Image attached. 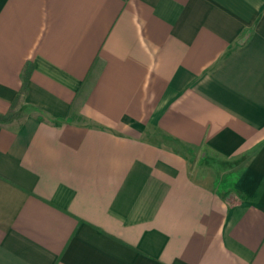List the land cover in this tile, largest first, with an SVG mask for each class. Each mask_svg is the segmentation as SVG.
I'll return each mask as SVG.
<instances>
[{
  "label": "crops",
  "instance_id": "1",
  "mask_svg": "<svg viewBox=\"0 0 264 264\" xmlns=\"http://www.w3.org/2000/svg\"><path fill=\"white\" fill-rule=\"evenodd\" d=\"M26 64L0 264H264V0H0Z\"/></svg>",
  "mask_w": 264,
  "mask_h": 264
},
{
  "label": "trees",
  "instance_id": "2",
  "mask_svg": "<svg viewBox=\"0 0 264 264\" xmlns=\"http://www.w3.org/2000/svg\"><path fill=\"white\" fill-rule=\"evenodd\" d=\"M30 71H31V65L26 64L21 73V88L19 90V93L15 98L14 102L11 104L8 112L4 115H0V123H10L13 122L14 120H19L20 117L22 116L23 101L27 93V83H28ZM91 78L92 77H90L89 79L83 82L81 87L82 93L85 91V89L91 86L90 85L92 84L90 83V81L92 80Z\"/></svg>",
  "mask_w": 264,
  "mask_h": 264
},
{
  "label": "water",
  "instance_id": "3",
  "mask_svg": "<svg viewBox=\"0 0 264 264\" xmlns=\"http://www.w3.org/2000/svg\"><path fill=\"white\" fill-rule=\"evenodd\" d=\"M235 196L233 193H229L228 195H226L225 200L227 203H233Z\"/></svg>",
  "mask_w": 264,
  "mask_h": 264
},
{
  "label": "rangeland",
  "instance_id": "4",
  "mask_svg": "<svg viewBox=\"0 0 264 264\" xmlns=\"http://www.w3.org/2000/svg\"><path fill=\"white\" fill-rule=\"evenodd\" d=\"M200 167H201V166H200ZM201 168H202V167H201ZM204 168H205V169H211V167H208V166H206V165H204ZM204 168H203V169H204Z\"/></svg>",
  "mask_w": 264,
  "mask_h": 264
}]
</instances>
